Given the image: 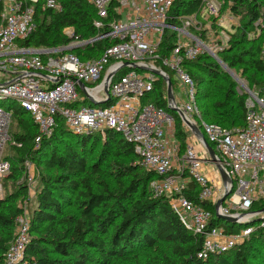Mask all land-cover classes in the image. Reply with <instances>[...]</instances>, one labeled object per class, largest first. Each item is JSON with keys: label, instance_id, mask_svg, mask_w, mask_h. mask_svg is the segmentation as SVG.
<instances>
[{"label": "built area", "instance_id": "1", "mask_svg": "<svg viewBox=\"0 0 264 264\" xmlns=\"http://www.w3.org/2000/svg\"><path fill=\"white\" fill-rule=\"evenodd\" d=\"M86 1L95 9L93 27L99 35L87 42L72 41L64 48L28 49L18 42L35 31L37 11L60 12L61 6L55 0H0V102L11 101L29 114L38 131L35 147L52 135L58 118L74 135L104 136L113 131L132 144L141 166L157 176L149 184L153 198L165 199L182 225L201 238L198 259L206 260L243 243L253 227L235 234L211 227L212 214L184 195L187 181L193 182L199 189L198 201L211 203L215 215L216 202L228 193L217 213L238 221L259 215L250 208L264 201V87L261 95L246 92L244 127L225 129L202 120L195 85L182 67L202 55L217 59L216 46L205 45L199 31L203 22L218 18V1L199 0L196 13L178 17L170 16L173 0ZM166 31L174 34V44L163 55L160 47ZM100 40L110 45L97 59L84 61L70 52L73 47L83 49ZM261 59L264 63V50ZM164 78L184 93L180 102L172 90L174 105L199 129L229 183L223 182L203 141L182 122L186 147L179 158L172 117L144 100L159 79L166 86ZM107 102L109 105L103 106ZM77 103L81 106L76 107ZM10 118V111L0 108V194L2 180L10 171L3 156L10 141ZM206 168L213 178L208 177ZM26 181L32 184L33 177L27 174ZM260 226L264 228V222ZM28 242L29 222L23 210L14 221V234L2 264H24Z\"/></svg>", "mask_w": 264, "mask_h": 264}, {"label": "trees", "instance_id": "2", "mask_svg": "<svg viewBox=\"0 0 264 264\" xmlns=\"http://www.w3.org/2000/svg\"><path fill=\"white\" fill-rule=\"evenodd\" d=\"M217 1L230 4V11L241 22L230 36L229 50L218 56L230 69L240 67L243 76L261 95L264 0ZM55 2L61 6V11L38 10L34 18L35 31L18 42L20 47L64 48L72 41L87 42L99 35L93 27L97 19L95 9L86 0ZM199 7V0H173L170 16H190ZM64 29L72 30L70 38L63 33ZM252 33L258 34V38L249 41ZM173 44L174 34L166 31L160 53L166 55ZM109 45L107 40H100L70 52L84 61L97 59ZM182 67L195 85V100L205 123L225 129L244 127L246 95L235 91L236 83L216 61L202 55L184 62ZM171 82L174 91L176 85ZM151 94V103L172 117L179 156L184 155L186 132L178 116L167 106L166 86L162 80L154 84ZM4 102L9 111L12 109L11 119L20 130L9 135L15 144H20L15 147L16 164L22 166L26 160H33L38 168L39 188L29 223L24 264H112L113 261L121 264H251L250 254L257 251L258 246L264 250V228L260 226L264 222V213H260L264 201L252 204L250 212H259V215L243 225L226 223L214 215L211 203L198 201L197 185L187 181L184 195L212 214L211 227L221 226L227 234L254 227L250 236L233 249L206 260L198 259L201 238L182 225L165 199L153 198L149 184L157 176L141 166L132 144L113 131H106L104 136L74 135L58 118L52 135L35 147L38 131L29 114L11 101L0 104ZM108 105L109 102L103 104ZM97 145L99 150L94 154ZM4 159L9 162L5 156ZM16 172L11 168L6 177L8 181L16 179ZM25 195L26 187L16 186L0 196V264L14 234V221L23 214L18 204ZM262 257L264 259V251Z\"/></svg>", "mask_w": 264, "mask_h": 264}, {"label": "rangeland", "instance_id": "3", "mask_svg": "<svg viewBox=\"0 0 264 264\" xmlns=\"http://www.w3.org/2000/svg\"><path fill=\"white\" fill-rule=\"evenodd\" d=\"M219 3V15L217 19H211L208 22H203L202 24V29L200 32L201 36V41L205 45H214L216 46V51H215V57L217 58L216 60L212 58L216 63L219 65V67L222 69V71L228 76L229 79H231L233 82L236 83V90L239 94H245L247 91H252L255 93H258V90L254 89L249 83V80L246 78V76H243L242 70L240 67L230 69L227 67L225 63H223L220 60L219 54L223 53L224 51H228L230 48V36L235 32V29L241 25L239 17H236L235 15L232 14L230 11V4L227 3ZM263 24L262 22H260ZM72 33V30L66 29L64 30V34L68 37ZM258 38V34H250L248 39L249 41H253L254 39ZM220 50V51H219ZM175 96L178 101H183L184 100V93L175 88L174 89ZM144 100H147L148 102H151L152 100V94H149L145 97ZM7 102H4L3 104H0V108L6 109ZM15 106V104L13 103ZM12 112V109H10V113ZM8 133L9 135L15 134V133H20L19 128L16 126V123L14 122L13 119L8 120ZM15 142L13 139L10 137V141L6 145L4 149L3 156H5L9 162H11V168H14L17 172L15 174L16 179L14 181H8L6 178L10 173H11V168L9 173L6 175V177L2 181V190H1V195L4 194V192L9 191L13 189L16 186H24L26 187V195L23 197L22 203H19L18 205L24 210L27 216V220L30 223L31 221V213L33 209L35 208V197L36 193L38 192L39 188V183L37 179L38 175V168L37 164L33 160H26L22 166H19L16 164V157L17 152L15 150ZM99 150V145H97L94 148V154ZM183 155H180L179 158H181ZM30 174L33 177V182L32 184L28 185L26 181V175ZM13 183V184H12ZM69 198V196H68ZM248 219L243 220V221H238L235 224H241L243 225L246 223ZM30 227V226H29ZM252 227V226H249ZM219 228H222L221 226ZM254 228V227H253ZM262 247L258 246L257 251H253L250 256H249V262L251 264H264V259L262 257L263 253ZM112 264H121L117 261H113Z\"/></svg>", "mask_w": 264, "mask_h": 264}, {"label": "water", "instance_id": "4", "mask_svg": "<svg viewBox=\"0 0 264 264\" xmlns=\"http://www.w3.org/2000/svg\"><path fill=\"white\" fill-rule=\"evenodd\" d=\"M77 47H73L70 50L76 49ZM127 68L131 69V68H137L135 65H126ZM157 75H159V72H156ZM112 75L107 76L106 81H108L111 78ZM164 81L166 82V97H167V106L168 108L174 112L180 119V121L187 127L189 128V130L194 133L197 137H199L206 148V151L208 153L209 159L215 163V166L223 180L224 183H229V179L226 177L224 171L222 170V168L218 165V160L215 156L214 151L212 150V148L206 143V141L204 140L202 134L200 133L199 129L197 127H195L194 125H192L184 116V114L175 107L174 105V99H173V93H172V84L171 81L168 78H164ZM79 87L81 89H83V85L81 83H79ZM105 93L107 94V90H105ZM95 104V103H93ZM228 196V193H225L215 204V215L217 218H219L220 220H222L223 222L226 223H230V224H235L238 222V218L237 217H233V216H222L220 214L217 213L218 208H220L222 206V203L224 202L225 198ZM260 213H264V209L260 211Z\"/></svg>", "mask_w": 264, "mask_h": 264}, {"label": "crops", "instance_id": "5", "mask_svg": "<svg viewBox=\"0 0 264 264\" xmlns=\"http://www.w3.org/2000/svg\"><path fill=\"white\" fill-rule=\"evenodd\" d=\"M206 171H207V173H208V177H209L210 179L213 178L212 173H210V170H209L208 168H206Z\"/></svg>", "mask_w": 264, "mask_h": 264}]
</instances>
